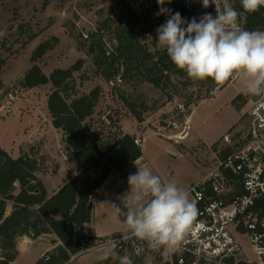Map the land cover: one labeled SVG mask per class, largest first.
<instances>
[{
    "label": "rangeland",
    "instance_id": "rangeland-1",
    "mask_svg": "<svg viewBox=\"0 0 264 264\" xmlns=\"http://www.w3.org/2000/svg\"><path fill=\"white\" fill-rule=\"evenodd\" d=\"M120 1L0 0V58L5 60L0 70V147L14 159L33 151L40 164L38 177L47 183L49 192L76 173L64 153L62 135L52 125L48 109L51 86L27 90L20 85L33 65V51L53 37L58 38V42L41 59L43 72L50 75L57 68L69 69L81 60L82 69L75 74L80 95L88 94L96 87L102 88L101 100L91 119L95 128L101 130L105 138L123 132L135 135L143 144L142 158L114 173L94 200L90 232L111 234L109 238L128 235L124 216H115L111 205H121L120 198L129 191L128 176L136 173L137 167L147 166L163 181L175 180L189 191L193 183L218 165L224 136L243 132L241 124L250 108V104L246 106L244 102H249L251 96L241 75H234L230 82L210 94L208 83L181 76H173L166 91L135 80L122 87L118 86L119 82L107 83L97 71L94 53L91 55L88 50L95 38L103 42L109 52L117 46L115 28ZM155 26L153 17L139 22L136 30L141 42H157ZM189 101L193 103L188 108L189 134L181 139L172 130L171 123L185 121L179 106ZM133 104L142 115L141 121L131 112ZM8 107L12 108L11 114L6 112ZM189 197L194 203L191 194ZM52 236L21 238L19 255L13 264H37L49 253L45 249L54 243ZM115 250L113 245L94 248L68 264H89ZM125 255L131 257L133 264H164L151 254L135 257L126 248L119 256ZM81 256L84 257L79 261ZM113 264H120L118 256Z\"/></svg>",
    "mask_w": 264,
    "mask_h": 264
},
{
    "label": "trees",
    "instance_id": "trees-1",
    "mask_svg": "<svg viewBox=\"0 0 264 264\" xmlns=\"http://www.w3.org/2000/svg\"><path fill=\"white\" fill-rule=\"evenodd\" d=\"M231 2L243 13L240 0ZM118 4L120 14L115 28L117 46L109 52L104 43L95 38L88 50L89 54L94 53V64L103 79L113 85L119 82V87L135 80L166 91L173 76L188 77L185 71L176 68L164 49L158 48L157 42H141L136 30L141 20L148 21L152 17L157 29L177 12L184 20H192V14L182 2L172 0L167 3L166 0L162 7L168 10L167 14L157 15L161 8L157 4L140 17L123 1ZM239 23L249 31H264V7L255 13H243ZM57 42L58 38L53 37L36 47L31 57L33 65L20 85L27 90L51 86L48 109L52 125L62 135L64 153L75 167L76 175L66 180L49 197L37 174L40 164L36 154L32 151L14 159L0 147V264H13L19 255L18 241L31 233L35 237L53 234L57 238L54 240L57 246L46 254L49 260L45 262L43 257L37 264H68L73 258L96 248L98 242L108 239L97 238L87 232L94 214L93 198L114 173L143 156L135 135L120 132L105 138L101 130L95 128L91 119L101 100L102 88L96 87L88 94L80 95L75 74L82 69L81 60L69 69L57 68L50 75L43 72L40 61L55 48ZM4 63L5 60L0 58V70ZM231 80L232 77L223 84H217L209 78L204 83L210 85V94ZM192 105V101H189L184 106L188 109ZM134 106H131V112L141 121L142 115ZM228 151L229 148L222 150L219 156ZM125 248L129 250L125 243L118 244L114 252L94 264H113L116 254L121 255Z\"/></svg>",
    "mask_w": 264,
    "mask_h": 264
},
{
    "label": "clouds",
    "instance_id": "clouds-1",
    "mask_svg": "<svg viewBox=\"0 0 264 264\" xmlns=\"http://www.w3.org/2000/svg\"><path fill=\"white\" fill-rule=\"evenodd\" d=\"M165 2L157 0L161 6L157 15L168 13L162 7ZM240 4L243 13H255L264 7V0H240ZM202 5H214L216 15L206 13L199 20L186 21L178 12L171 14L156 29L158 46L193 81L210 78L223 84L241 75L247 93L264 97V31L242 28L243 13L230 0H202ZM128 185L129 191L120 198L123 207L111 204L115 216H124L125 232L152 249L178 246L198 211L188 191L175 180L163 181L147 166L137 167L128 176ZM118 259L120 264H133L128 255Z\"/></svg>",
    "mask_w": 264,
    "mask_h": 264
},
{
    "label": "built area",
    "instance_id": "built-area-1",
    "mask_svg": "<svg viewBox=\"0 0 264 264\" xmlns=\"http://www.w3.org/2000/svg\"><path fill=\"white\" fill-rule=\"evenodd\" d=\"M122 1L139 17L158 4L157 0ZM180 1L197 20L206 13L216 15L215 6L204 8L202 0ZM249 104L241 124L243 132L223 138L222 150L230 151L219 156L218 165L190 186L188 193L198 211L178 246L152 249L126 235L100 241L96 248L125 243L135 257L151 254L165 264H264V97L251 95ZM179 111L185 121L173 122L171 127L184 139L189 134V110L181 105ZM6 112L11 114L12 108ZM136 144L143 146L138 139ZM48 260L45 254L44 261Z\"/></svg>",
    "mask_w": 264,
    "mask_h": 264
},
{
    "label": "crops",
    "instance_id": "crops-1",
    "mask_svg": "<svg viewBox=\"0 0 264 264\" xmlns=\"http://www.w3.org/2000/svg\"><path fill=\"white\" fill-rule=\"evenodd\" d=\"M245 101H247V99H245ZM244 103H245L244 105H246V106L249 105V104H248L249 102H244ZM189 122H190V117H189ZM131 135H133V134H131ZM74 169H75V167H74ZM75 171H76V170H75ZM75 175H76V173H75L73 176H70V177H68L67 179H64V181H63L62 184H59L57 188L51 189L50 192H49L50 188L48 187L47 183H45V182L42 181V182L44 183V186H45L46 190L48 191V196H49V197H52V196L55 194V192L58 191L59 188L65 183L66 180H69L70 178L74 177ZM203 177H204V176H203ZM105 185H106V184H105ZM105 185H104V186H105ZM104 186H103V187H104ZM103 187H102V188H103ZM102 188H101V189H102ZM101 189H100V190H101ZM100 190L98 191V193H97V194L95 195V197L93 198V204H94V200H95L96 196L99 194ZM94 209H95V204H94ZM92 223H93V220H92V222L87 226V232H88L90 235H92V236H94V237H97V238L108 237V236L111 235V234H98V233H92V232H90V227H91ZM112 234H114V233H112ZM52 237H53V241L57 239L55 235L52 236ZM56 246H57V244H54V243H53L50 247H47V248L45 249V251L50 252V251L54 250V248H55ZM93 250H94V249H93ZM98 250H99V249H98ZM91 251H92V250H91ZM89 252H90V251H89ZM107 255H108V252H106V254L104 255V257H103L102 259L98 260V261L103 260L104 258L107 257ZM84 256H85V255H84ZM84 256H81V257L79 258V261H80ZM98 261H94V262L89 263V264H94V263H96V262H98Z\"/></svg>",
    "mask_w": 264,
    "mask_h": 264
}]
</instances>
